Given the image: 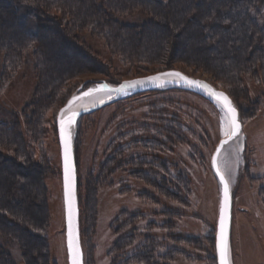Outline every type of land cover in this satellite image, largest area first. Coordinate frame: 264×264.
<instances>
[{
    "label": "trees",
    "instance_id": "16d2710c",
    "mask_svg": "<svg viewBox=\"0 0 264 264\" xmlns=\"http://www.w3.org/2000/svg\"><path fill=\"white\" fill-rule=\"evenodd\" d=\"M261 2L264 0H0V82L19 68L33 43L38 48L34 97L23 109L28 115L25 131L17 121L0 120V236L4 241L0 244V264H16L8 249L11 241L16 242L19 256L26 264H40L37 255L44 257L41 264L47 261V253L40 251L46 242L36 231L44 227L49 215L44 182L49 165L42 155L36 156L45 133L43 109L52 105L51 98L55 101L62 95H66L63 101L69 98L73 89L65 87L67 80L94 65L101 67L97 58L82 51L74 31L88 29L104 37L111 51L120 55L121 62L138 60L153 64L154 69L148 68L151 72L170 69L180 59L226 84H241L250 74L256 79L260 76L264 82V24L260 25L251 14ZM136 10L148 14L150 19L141 25L121 22V16ZM177 33L182 40L174 39ZM171 90L207 99L183 88L154 92ZM228 92L233 100L231 90ZM165 102L168 105L178 101ZM157 115L148 116L153 119L151 123L142 120L128 127L129 131L134 130V138L127 152L118 147L114 153L119 158H109L115 167L132 170L128 173L134 177V192L143 203L141 208L135 205L130 212L132 221L123 223L130 224L131 231L121 241L113 240V248L121 247L119 257L124 258L123 263L164 264L158 259L180 251L169 240L181 237L174 229L189 205L192 175L188 159L193 162L200 154L199 147L189 142V135L198 131L188 125L191 116L179 106H161ZM200 127L198 130L205 133ZM75 143L76 140L80 224ZM182 143H191L187 158L176 150ZM146 187L152 191H145ZM181 191L185 192L184 197ZM144 212L153 218L147 219ZM160 215L167 218L159 219ZM137 217L141 220L136 221ZM166 224L174 233L162 235L153 231ZM133 237L132 246H123L125 242L129 245ZM80 240L86 264L81 231ZM165 258L167 264L170 258L169 261Z\"/></svg>",
    "mask_w": 264,
    "mask_h": 264
},
{
    "label": "rangeland",
    "instance_id": "374dc122",
    "mask_svg": "<svg viewBox=\"0 0 264 264\" xmlns=\"http://www.w3.org/2000/svg\"><path fill=\"white\" fill-rule=\"evenodd\" d=\"M251 14L257 17L260 25L264 24V2L256 5ZM149 19L150 16L140 10L120 17L121 22L128 25H141ZM74 33L77 36V44L83 47L82 51L97 58L101 67L94 65L89 71L67 80L65 87L73 89L69 93L70 96L77 93L80 87L86 88L101 81L114 85L124 79L161 71L155 68L156 70L151 72L150 70L154 69L153 64L138 60L121 62L120 55L111 51L107 40L100 35H94L88 29H78ZM174 39H181L180 33L175 34ZM37 49V44L33 43L19 68L13 74H8L5 81L0 82V120L17 121L23 131L28 116L23 109L32 101L37 83L34 70ZM172 68L190 76L204 78L228 94L231 90L234 104L240 113L241 133L239 139L226 145L218 157V166L229 181L231 193L230 260L231 264H264V82L259 79L260 76L256 79L250 74L241 84H226L180 59ZM78 83L81 85L76 88ZM64 91L65 89L62 93ZM154 91L157 90L115 101L82 115L77 121L74 142L76 140L81 199L79 229L86 264H144V261L123 263L124 258L121 260L119 257L121 247L112 246L113 240L121 241L120 238L131 231L130 224L124 226L123 223L125 220L132 221L130 212L134 211L135 205L141 208L142 202L134 192V177L128 173L132 170L129 167H115L114 161L109 158H119L114 153L118 147H124V153L127 152L126 148L134 138V130L129 131L128 127L142 120L151 123L153 119L148 116H158L157 109L164 105L171 108L179 106L182 112L191 116V119L187 120L191 128L197 127L200 132L198 128L202 126L206 131L203 133L200 127V133L189 135V142L199 147L200 154L193 162L188 159L192 175L188 194L189 205L185 208L186 215L175 224L174 229L181 237L169 240V243L180 251H172L165 257H168V261L170 258L169 264H216L215 232L220 192L210 160L215 146L224 137L220 131L222 113L215 102L209 101L207 97L208 100H205L177 90ZM64 96L66 95L61 98L58 96L56 101L51 98L52 105L47 104L43 109L42 123L45 133L40 144L41 151L37 150L36 154L38 158L42 155L49 165L44 179L49 208L48 220L42 229L36 230L46 242V246L40 248L41 252L48 255L45 264H68L60 152L55 122L57 111L67 101H63ZM167 99L178 102L167 105ZM191 143L176 146L182 157L187 158ZM232 169L235 170L234 175ZM98 175L100 179L97 178ZM146 190L152 191L147 187ZM181 195L184 197L185 192L181 191ZM142 209L146 207L142 205ZM145 214L147 219L153 218L149 216V212ZM158 218L167 217L160 215ZM135 220L141 219L137 217ZM153 231L162 235L174 233L167 224L166 227L158 225ZM3 242L0 236V244ZM129 242V245L126 242L122 244L129 248L134 243V237ZM9 246L15 263L26 264L19 256L16 242H9ZM165 257L158 259V262L165 264ZM36 259L41 264L44 257L37 255Z\"/></svg>",
    "mask_w": 264,
    "mask_h": 264
},
{
    "label": "snow or ice",
    "instance_id": "6c2138e0",
    "mask_svg": "<svg viewBox=\"0 0 264 264\" xmlns=\"http://www.w3.org/2000/svg\"><path fill=\"white\" fill-rule=\"evenodd\" d=\"M175 78L177 82L183 81L190 87H198L203 89L211 98L214 99L216 106L222 113L220 120V131L225 137L221 139L220 145L217 146L216 155L212 156L213 167L216 168L217 175L220 178L222 187V198L219 207V231L217 233V251L219 253V264H230L229 256V242H228V222H229V181L225 177L224 171L217 165V155L219 154L221 147L233 139H239L241 132V124L238 120V114L236 108L233 106L229 97L223 93L213 89L207 83L200 80H193L182 73L177 71L157 73L155 76L146 77L144 79H137L131 81H125L119 85V87L113 88L106 83L97 84L94 88H88L87 92L83 93L84 97H91L93 94L105 93L115 94L125 92L128 88H134L137 85H143L146 82L157 83L162 86L165 82H168L166 78ZM111 99V95H108ZM79 99L77 96H73L65 106L60 110L59 126H60V137L63 144V160H64V189H65V200L68 211V251L69 259L71 264H80V250L79 244L75 239L74 234V188H75V169L72 164L71 157V132L70 128L75 123V118L78 114L77 111L73 110L74 101ZM103 103V101H101ZM95 106L94 104L92 105ZM77 108L82 105H76ZM86 110V109H85ZM69 112L70 115L65 119L64 113ZM238 159V154H237ZM232 174H235V170L232 169Z\"/></svg>",
    "mask_w": 264,
    "mask_h": 264
},
{
    "label": "water",
    "instance_id": "95a60500",
    "mask_svg": "<svg viewBox=\"0 0 264 264\" xmlns=\"http://www.w3.org/2000/svg\"><path fill=\"white\" fill-rule=\"evenodd\" d=\"M172 71H177V72H180L182 73L184 76H187L189 77L190 79H193V80H200V81H203L205 83H207L208 85H210L213 89H215L216 91L218 92H223L225 93L229 99L231 100L233 106L236 108L237 110V114H238V120L240 122V119H239V113H238V109L237 107L235 106L232 98L230 97V95L223 89H220V88H217L216 86H214L211 82H209L208 80L204 79V78H200V77H194V76H190L178 69H174V68H170V69H166V70H161V71H157V72H154V73H151V74H148V75H145V76H141V77H135V78H128V79H124V80H121L119 83L117 84H110L106 81H101L97 84H101V83H106L108 85H110L111 87L113 88H116V87H119L120 84H122L123 82L125 81H131V80H137V79H144L146 77H150V76H155L157 73H163V72H172ZM166 80L168 82H165L162 86H159L157 83H153V82H146L145 84L143 85H137L136 87L134 88H128L126 89L125 92H122V93H115V94H112L111 93V99H109L108 97L101 100L103 101V103H101V101L95 103L94 107L92 105L90 106H86V107H82V108H79V109H73L75 111L78 112L76 118H75V123L71 126V128L69 129L70 132H71V157H72V164H73V167L75 169V188H74V195H75V199H74V207H75V216H74V234H75V239L76 241L78 242L79 244V250H80V264H83V251H82V246H81V240H80V229H79V209H78V199H77V172H76V163H75V156H74V138H75V128H76V124H77V121L78 119L84 115V114H88V113H91L93 111H96L97 109L103 107V106H106L108 104H111L115 101H118V100H121V99H124V98H127V97H131L133 95H136L138 93H143V92H147V91H153V90H158V89H168V88H184V89H188V90H191V91H194V92H197L205 97H207L209 100L214 101L213 98H211L203 89H200L198 87H190L188 84H186L185 82L183 81H179L177 82L175 78H171V77H168L166 78ZM92 85V86H88L86 88H82L80 87L78 89V92L73 94L72 96H70L67 101L64 103V105L59 108V110L57 111V114H56V132H57V139H58V144H59V152H60V169H61V184H62V200H63V210H64V227H65V246H66V252H67V261H68V264H71V261L69 259V251H68V211H67V204H66V200H65V189H64V160H63V144L61 142V137H60V126H59V116H60V110L62 108H65V106L67 105L68 101L73 97V96H77L79 99H82L84 98L83 96V93L84 92H87L88 88H94L96 87V85ZM77 99L76 101H74V104L79 100ZM73 104V105H74ZM86 109V110H85ZM70 115L69 112H65L64 113V117L65 119L67 118V116ZM241 124V122H240ZM242 127V126H241ZM241 133V132H240ZM225 137L221 138V139H224ZM221 139L219 140V142L217 143V145L215 146L214 148V151L211 155V160H210V165H211V169L218 181V184H219V192H220V199H219V207H220V201H221V198H222V185L220 183V178L219 176L217 175V172H216V168L213 167V164H212V156L213 155H216V149H217V146L220 145V141ZM235 140V139H233ZM233 140L231 141H228V143L224 144L222 147H221V150L219 152V154L217 155V165H218V157L221 153V151L223 150V148L228 145L230 142H232ZM230 227H231V193H230V187H229V222H228V242H229V248H230ZM219 231V209H218V216H217V221H216V232H215V254H216V264H219V253L217 251V247H216V243H217V233ZM229 260H230V256H229ZM230 264H231V260H230Z\"/></svg>",
    "mask_w": 264,
    "mask_h": 264
},
{
    "label": "bare ground",
    "instance_id": "6f19581e",
    "mask_svg": "<svg viewBox=\"0 0 264 264\" xmlns=\"http://www.w3.org/2000/svg\"><path fill=\"white\" fill-rule=\"evenodd\" d=\"M108 95H111V93L110 94L98 93V94H93V96H91V97H84L82 99H79L73 105V109H79V108H82V107L93 105V104H95V103L107 98ZM76 105H82V107L77 108Z\"/></svg>",
    "mask_w": 264,
    "mask_h": 264
}]
</instances>
